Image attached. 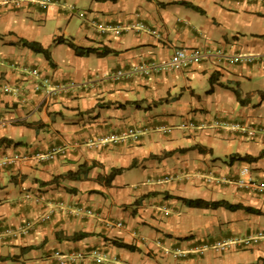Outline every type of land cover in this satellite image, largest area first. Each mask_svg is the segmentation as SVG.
I'll return each instance as SVG.
<instances>
[{
    "label": "crops",
    "instance_id": "1",
    "mask_svg": "<svg viewBox=\"0 0 264 264\" xmlns=\"http://www.w3.org/2000/svg\"><path fill=\"white\" fill-rule=\"evenodd\" d=\"M20 1L0 5V162H10L0 166V229H30L0 241V264H58L54 252L93 248L100 263L84 256L71 264H264L263 242L195 250L264 231V191L233 182L243 166L264 182V154L229 162L264 153L257 94L264 92V0H89L83 17L66 0L45 8L42 0ZM106 24L121 34H100L97 25ZM55 37L114 53L76 56ZM19 39L48 49L49 59L15 45ZM177 47L204 57L188 69H165ZM149 63L156 69L148 75L133 72ZM118 70L130 74L114 78ZM234 90L247 100L240 103ZM54 146L63 151L42 159ZM82 163L92 164L83 179L64 177ZM112 169L121 172L110 184L97 179ZM178 198L225 200L259 214L189 208ZM117 221L122 227L111 226ZM74 233L87 236L69 240Z\"/></svg>",
    "mask_w": 264,
    "mask_h": 264
},
{
    "label": "built area",
    "instance_id": "2",
    "mask_svg": "<svg viewBox=\"0 0 264 264\" xmlns=\"http://www.w3.org/2000/svg\"><path fill=\"white\" fill-rule=\"evenodd\" d=\"M7 3L17 6L19 4V0H5ZM237 2H244L246 0H235ZM48 0H42L40 2V7L44 8L46 6V3ZM98 32L100 34L107 33L111 31L114 35L119 36L121 34V28L118 25H97ZM204 57V54L198 50L197 48L193 47H177L173 49L171 55L169 56L168 60L165 62L163 67L165 69H168L170 71H181L183 69H188L191 66L197 64L199 61H201ZM241 59L239 56H234L231 58L232 62H237ZM254 60L252 57H248L247 61ZM136 69V70H135ZM156 69L155 65L150 64L147 67L145 64L138 66L137 68L133 69V72L140 71L143 75H148L150 73V70ZM30 75L38 77L39 71L37 69H32L29 71ZM130 74V72L118 70L113 74L114 78H121V77H127ZM47 80H43L45 83ZM72 82H68L64 85H56L54 86V89L51 91H47V95H54L58 91L65 90L67 87L72 86ZM37 89V88H36ZM246 134L249 137H254L256 135V131L254 129H250L246 131ZM113 138V136H112ZM63 151L62 147L60 146H54L51 147L49 152L42 157V159L45 160H52L56 154L61 153ZM7 160H4L0 162V166H4L8 164ZM234 184L237 188L241 189H251L256 192H262L264 191V182H258L256 181L251 173L250 170L247 167H241L238 169L236 173V177L234 179ZM81 212H84L89 215H94V212L87 209H80ZM52 211H48V213L45 215L44 219H48L51 216ZM110 223H108L109 226ZM111 226L115 227H122V222L117 221L115 223H112ZM30 229L29 223L20 225L17 228L12 227H4L0 229V241L3 240L6 237H15L19 235H25L27 234L28 230ZM263 242L264 243V231L258 230L255 233L249 234L245 237L237 238V237H229L221 240H217L211 244L208 245H200L195 247V250L202 254L203 250L205 249H211L215 252H223L227 249H229L232 246H240L244 249H250L254 245ZM52 256L57 260L58 264H71L74 263L77 259H82L84 256H88L91 260L95 261V263H100L102 261V252L100 249L93 248L89 251H87L84 254H61L58 252H54Z\"/></svg>",
    "mask_w": 264,
    "mask_h": 264
},
{
    "label": "trees",
    "instance_id": "3",
    "mask_svg": "<svg viewBox=\"0 0 264 264\" xmlns=\"http://www.w3.org/2000/svg\"><path fill=\"white\" fill-rule=\"evenodd\" d=\"M185 5L197 10V8L192 6V5H189L187 3H185ZM54 43L66 45L67 47H69L74 52V54L76 56H88V55L94 54V53L98 56H106L108 54L114 53L112 50L105 48V47H101V48L81 47V46L74 44L71 39H65L62 37H57L54 40ZM14 44L19 45V46L24 47V48H27L35 54H42L47 59H49L48 49L43 48L40 44H38L36 42L27 41L24 39H19ZM234 94H235L237 100L240 101V103L245 102V100H247L246 98H239V93L237 92V90H234ZM257 94L259 95L260 99L264 101V92L259 91ZM3 142H4L3 139H1L0 145ZM198 150L201 151L200 148H198ZM262 154H264V153L262 152L256 157H251V156H247V155H244V156H238V155L235 156L234 155V156L230 157L229 162L230 163H232L233 161L252 162V161L257 160L260 156H262ZM91 166H92V164L87 165L85 163H82V164L78 165V167L76 168L75 171H68L67 173H65L64 177L69 179V180H74V181L81 180L87 175L88 171L91 169ZM120 172H121V169H112L108 174L100 175L97 177V179L99 181L103 180L104 184L108 185L111 183V181L113 180V178L116 175L120 174ZM178 200H180L186 207H189V208H197V209L223 208V209L228 210V211L242 210V211H244L246 213H250V214H259V211L257 209H253V208L248 207V206H243L241 204H232V203H229L225 200L207 201V200H203V199H185V198H178ZM86 236H87L86 233H74L73 235L69 236L68 239L75 241V240L83 239ZM111 242L118 247L125 248V249L130 250V251L135 250V247L133 245L125 244V243H123L121 241H117V240H112Z\"/></svg>",
    "mask_w": 264,
    "mask_h": 264
},
{
    "label": "rangeland",
    "instance_id": "4",
    "mask_svg": "<svg viewBox=\"0 0 264 264\" xmlns=\"http://www.w3.org/2000/svg\"><path fill=\"white\" fill-rule=\"evenodd\" d=\"M88 2H89V0H66V3H65V7L69 10V11H71L72 9H76V11H77V15L79 14V13H81V17H83L84 16V12L85 11H83V9L84 8H86L87 7V4H88ZM0 3H3V0H0ZM7 5V4H6ZM72 21H76V18L75 17H73V19H72ZM73 23V22H72ZM76 27L78 26V24H76V23H73ZM62 28V27H61ZM62 29H64V28H62ZM114 35V34H113ZM114 37H117L116 35H114ZM57 37H55V39H56ZM54 39V40H55ZM54 44H56V43H54ZM162 50H164V52L162 53L163 55L161 56V57H164L166 54H168V49L167 48H163ZM218 53H221V52H218ZM240 57H242V56H240ZM245 57V56H244ZM248 57H253V56H248V55H246V58L245 59H247ZM256 59H257V57H256ZM225 62H226V60H225ZM254 62H256V61H254ZM199 63V62H198ZM227 63V62H226ZM257 95V94H256ZM258 96V95H257ZM249 137V136H248ZM249 138H252V137H249Z\"/></svg>",
    "mask_w": 264,
    "mask_h": 264
},
{
    "label": "clouds",
    "instance_id": "5",
    "mask_svg": "<svg viewBox=\"0 0 264 264\" xmlns=\"http://www.w3.org/2000/svg\"><path fill=\"white\" fill-rule=\"evenodd\" d=\"M20 2H21V1L19 0V4H20ZM1 4H4V5H5V4H9V3H7V1L3 0V3H0V5H1ZM19 4H18L17 6H19ZM10 5H11V4H10ZM39 5H40V4H39ZM46 5H47V3H46ZM12 6H14V5H12ZM14 7H16V6H14ZM45 7H46V6H45ZM45 7H44V8H45ZM80 16H81V14H80ZM243 167H247V166H243ZM240 168H241V167H240ZM247 168H248V167H247ZM248 169H249V168H248ZM249 170H250V169H249ZM237 171H238V170H237ZM236 173H237V172H236ZM250 173H251V172H250ZM251 175H252V174H251ZM235 177H236V174H235V176H234V179H235ZM252 177H253V176H252ZM234 179H233V181H234Z\"/></svg>",
    "mask_w": 264,
    "mask_h": 264
}]
</instances>
